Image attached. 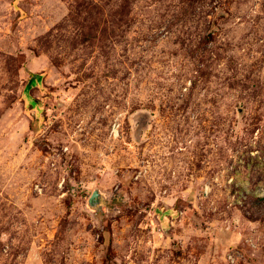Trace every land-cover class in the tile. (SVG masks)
Segmentation results:
<instances>
[{"label":"rangeland","instance_id":"obj_1","mask_svg":"<svg viewBox=\"0 0 264 264\" xmlns=\"http://www.w3.org/2000/svg\"><path fill=\"white\" fill-rule=\"evenodd\" d=\"M0 264H264V0H0Z\"/></svg>","mask_w":264,"mask_h":264},{"label":"built area","instance_id":"obj_2","mask_svg":"<svg viewBox=\"0 0 264 264\" xmlns=\"http://www.w3.org/2000/svg\"><path fill=\"white\" fill-rule=\"evenodd\" d=\"M118 133H119V129H118V127H116V125H113L112 134H113L114 136H117ZM230 256H231V255H230ZM230 258H231V257H230Z\"/></svg>","mask_w":264,"mask_h":264},{"label":"water","instance_id":"obj_3","mask_svg":"<svg viewBox=\"0 0 264 264\" xmlns=\"http://www.w3.org/2000/svg\"><path fill=\"white\" fill-rule=\"evenodd\" d=\"M98 196H99V193L96 192V194L94 195L93 200H94V199L97 200V199H98V198H97Z\"/></svg>","mask_w":264,"mask_h":264}]
</instances>
